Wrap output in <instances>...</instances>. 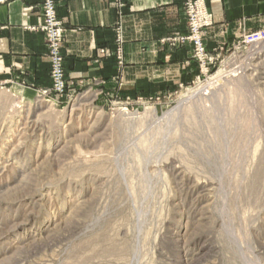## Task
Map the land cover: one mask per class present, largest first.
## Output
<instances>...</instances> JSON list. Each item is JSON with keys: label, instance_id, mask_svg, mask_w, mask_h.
<instances>
[{"label": "rangeland", "instance_id": "rangeland-1", "mask_svg": "<svg viewBox=\"0 0 264 264\" xmlns=\"http://www.w3.org/2000/svg\"><path fill=\"white\" fill-rule=\"evenodd\" d=\"M181 2L180 88L0 93V264H264V30L199 59Z\"/></svg>", "mask_w": 264, "mask_h": 264}, {"label": "crops", "instance_id": "crops-1", "mask_svg": "<svg viewBox=\"0 0 264 264\" xmlns=\"http://www.w3.org/2000/svg\"><path fill=\"white\" fill-rule=\"evenodd\" d=\"M122 1L125 65L118 74L109 54L118 22L113 0H56L65 28L61 53L69 94L117 88L121 95L156 96L195 76L190 47L168 41L186 29L181 0ZM204 1L212 15L203 31L210 56L243 34L264 30V0ZM39 5L40 0H0V93L36 96L50 87L45 38L32 30L42 22Z\"/></svg>", "mask_w": 264, "mask_h": 264}, {"label": "built area", "instance_id": "built-area-1", "mask_svg": "<svg viewBox=\"0 0 264 264\" xmlns=\"http://www.w3.org/2000/svg\"><path fill=\"white\" fill-rule=\"evenodd\" d=\"M114 6L118 15H122L121 0H114ZM183 7L187 17V33L180 38L181 43H190L195 50L196 57L203 58L205 51L201 42V30L210 26L212 21L204 3L199 0H183ZM58 3L56 0H40L39 12L42 22L32 30L44 34L48 50V62L50 68L51 87L48 93L63 96L66 94L67 82L64 76L63 57L61 53L62 43L65 38V29L62 21L57 16ZM123 32L120 21L116 23L113 41V52L111 55L116 61L118 70L123 66ZM47 93V92H46Z\"/></svg>", "mask_w": 264, "mask_h": 264}, {"label": "bare ground", "instance_id": "bare-ground-1", "mask_svg": "<svg viewBox=\"0 0 264 264\" xmlns=\"http://www.w3.org/2000/svg\"><path fill=\"white\" fill-rule=\"evenodd\" d=\"M261 75H262V74H261ZM204 254H206V253H204ZM204 254H203V255H204ZM202 257H203V256H202ZM188 258H189V257H188ZM190 258H191V257H190ZM190 258H189V259H190ZM196 259H198V258H196ZM199 259H200V258H199ZM207 259H208V258H207ZM180 261H181V260H180ZM201 261L204 262L205 260H204V261L201 260ZM183 262H184V261H183ZM185 262H186V260H185ZM197 262H198V261H197ZM199 263H200V262H199ZM178 264H179V263H178ZM180 264H181V263H180ZM182 264H184V263H182Z\"/></svg>", "mask_w": 264, "mask_h": 264}]
</instances>
